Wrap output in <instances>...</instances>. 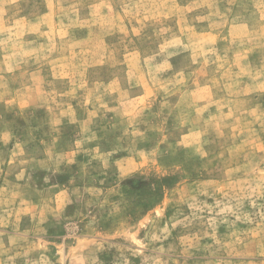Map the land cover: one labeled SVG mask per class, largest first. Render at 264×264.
Instances as JSON below:
<instances>
[{
	"label": "rangeland",
	"instance_id": "obj_1",
	"mask_svg": "<svg viewBox=\"0 0 264 264\" xmlns=\"http://www.w3.org/2000/svg\"><path fill=\"white\" fill-rule=\"evenodd\" d=\"M0 264H264V0H0Z\"/></svg>",
	"mask_w": 264,
	"mask_h": 264
}]
</instances>
